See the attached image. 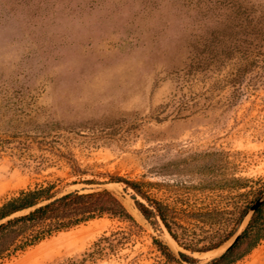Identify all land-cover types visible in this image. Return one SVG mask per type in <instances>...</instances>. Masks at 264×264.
<instances>
[{"label": "rangeland", "instance_id": "1", "mask_svg": "<svg viewBox=\"0 0 264 264\" xmlns=\"http://www.w3.org/2000/svg\"><path fill=\"white\" fill-rule=\"evenodd\" d=\"M117 178L168 207L177 240ZM46 186L108 188L137 225L106 214L0 264L219 255L264 193V0H0V206ZM225 264H264V238Z\"/></svg>", "mask_w": 264, "mask_h": 264}, {"label": "trees", "instance_id": "2", "mask_svg": "<svg viewBox=\"0 0 264 264\" xmlns=\"http://www.w3.org/2000/svg\"><path fill=\"white\" fill-rule=\"evenodd\" d=\"M116 181L125 184V190L131 188L135 193L132 198L135 205L152 225L162 222L174 239L178 234L169 223L168 207L155 198H152L145 190L143 182L117 178ZM138 196L145 201L138 199ZM106 214L128 220L137 225V221L121 198L108 188L92 191L74 190L64 194L51 192V187H36L22 190L17 196L7 200L0 206V260L15 254L28 246L37 244L41 240L56 232L77 226L88 220L104 216ZM244 213L241 216L243 219ZM235 232L230 233L225 240L209 246H189L193 251H209L219 248ZM264 238V204L252 216L247 228L238 238L237 242L226 252L213 258L206 264H225L230 261L233 252L240 244L247 242L253 248ZM103 239H109L104 236ZM101 240V239H100ZM154 242L160 250L169 258H174L170 248L162 241ZM189 245H192L189 243ZM102 249L90 252L81 260L71 259L65 264H86L84 260H94ZM181 256L189 261L193 258L181 252Z\"/></svg>", "mask_w": 264, "mask_h": 264}, {"label": "water", "instance_id": "3", "mask_svg": "<svg viewBox=\"0 0 264 264\" xmlns=\"http://www.w3.org/2000/svg\"><path fill=\"white\" fill-rule=\"evenodd\" d=\"M264 203V193L250 206V208L247 210L246 214H245V218H247L248 216L252 215L253 213H255L260 207L261 205ZM242 234V232H238L234 238L229 242V244L226 246L225 250L222 252H226L227 250H229L238 240V238L240 237V235ZM222 253H220L219 255H221ZM217 255V256H219ZM214 256L213 258L217 257ZM212 258V259H213ZM211 259V260H212ZM208 263V262H207Z\"/></svg>", "mask_w": 264, "mask_h": 264}, {"label": "bare ground", "instance_id": "4", "mask_svg": "<svg viewBox=\"0 0 264 264\" xmlns=\"http://www.w3.org/2000/svg\"><path fill=\"white\" fill-rule=\"evenodd\" d=\"M228 244H229V243H228ZM228 244H227V245H228ZM227 245H226V246H227ZM226 246H225L222 250L220 249L221 252H220V251H219V252L222 253V252L225 250ZM220 253H219V254H220ZM210 254H212V253H211V252L207 253V255H210Z\"/></svg>", "mask_w": 264, "mask_h": 264}]
</instances>
